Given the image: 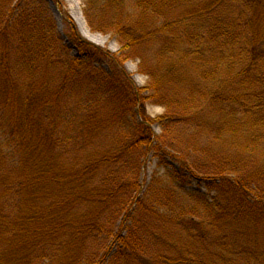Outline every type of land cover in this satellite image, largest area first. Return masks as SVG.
Returning a JSON list of instances; mask_svg holds the SVG:
<instances>
[{
  "label": "rangeland",
  "instance_id": "rangeland-1",
  "mask_svg": "<svg viewBox=\"0 0 264 264\" xmlns=\"http://www.w3.org/2000/svg\"><path fill=\"white\" fill-rule=\"evenodd\" d=\"M16 1L12 4L9 0H0V10L15 9ZM61 1L70 18L69 22L65 20L52 0H46L47 9L42 8V13L46 16L45 10L47 14L49 11L55 22L57 34L59 33L61 40L67 46V51H54L53 59L46 63V59L43 58L36 66L31 60L25 61V64L12 48L7 58L0 42V168L2 169L0 173L17 177L21 170L22 155L15 138L16 134L13 137L9 134L11 113L6 107L5 96L2 93L6 68L9 80L13 81L20 93H25L30 83L34 84L38 90L47 88L51 93L63 84V92L59 95V105L54 104L48 114L52 115L53 120L59 124V129L65 138L63 139L64 149H62L64 153L60 161L64 163V167L80 169L91 153L99 150L115 153L125 139L138 136L135 130L141 122L139 106L132 105L129 109L125 108L128 95L138 88L143 89L142 95H149V98L144 101V113L155 121L151 129L156 135L161 136L166 133V137L171 141H177L181 149H185L186 145H197L204 149L205 147L220 149L223 144L228 143L230 146L231 143L232 154L239 155L238 159L246 158L249 164L244 165L248 170L255 171L261 167L259 165L263 162L260 161H264V106L248 117V120L252 119V122L260 121L261 136L252 138L253 130L249 132L250 134L242 132L243 134L232 136L219 130L223 127L225 130L226 127H231L229 126L231 122L236 124L237 122L230 113L223 110L224 105L218 104V100L213 102L212 94L209 96L217 88L221 92L240 90L251 92L264 86V60L254 67L252 74L247 78H235L236 73L244 65V61L247 63L250 52L247 47L248 41L244 39V29L241 34H237L239 29L232 23L233 19L217 17L221 12L191 16L189 12L203 5L205 0H176L175 4L170 0H163V2L157 0L160 5L159 13L148 20L142 13V5L134 7L132 3L127 2L122 6L126 7L133 17L140 18L141 24L145 26L150 24L160 29L166 27L169 22L180 24L178 27L172 26L167 33L163 32L146 42L138 43L130 52V57L125 58L122 61L123 65H120L116 58H112V55L116 57L120 53L121 42L111 25L113 21L117 23L116 19L120 17V4L108 3V0H92V21L96 23L95 28L103 31L98 32L89 27L83 15L87 0ZM245 3L246 0L245 2L238 0L236 4L240 6L229 10L230 17L239 15L241 9H244L242 4ZM258 9L264 16V6L261 5ZM16 12L4 19L12 20ZM245 14L248 16L247 10ZM221 18L228 21L219 24L224 21ZM15 22L18 23L19 20ZM70 22L85 41L100 47L102 52L89 53L86 58L84 57L86 60L84 64L78 67L79 71L67 76L72 57L77 55L76 48L68 36ZM81 27H84L97 42L84 37ZM197 27L203 31L201 46H205L204 49H217L212 53H204L201 59L193 56L182 59L180 56L182 49L187 45L186 39L184 37L170 39L168 35L171 37L173 34L184 35ZM220 28L229 29L226 33L231 38H224L223 35H219L220 33L217 34ZM233 31L236 33L234 34ZM216 34L219 35L216 39L208 40L211 35L215 37ZM32 35L34 34L29 36V42L32 44L29 46L39 45L40 40ZM235 35L238 36L237 40ZM14 43L17 42L14 41ZM227 55L231 59H226ZM232 58L236 60L232 61ZM215 66L217 69L214 68ZM121 69L131 80L133 90L120 73ZM145 69L151 71L154 76L156 74L159 77L162 76L157 95L151 96V90L144 89L151 86L156 77L151 78L144 73ZM258 76L262 78L260 83ZM201 92L206 93L205 97H201ZM171 96L177 99L176 104L170 103L173 101ZM161 101H165L166 106L161 105ZM91 106L100 109L99 117L107 119L109 126L92 139V144H87L77 134V123ZM169 113L177 115L174 120L169 121L164 118ZM160 116L164 117L158 119ZM72 127L77 129L74 130ZM233 129L236 130V126ZM230 137L234 139L233 143H229ZM165 141L169 140L166 138ZM186 154L183 153L185 156ZM135 155L133 159L137 161L132 169L141 189L138 192L122 191L120 194L119 191V195L115 196L116 201L114 200L113 205L103 217L99 207L97 208L96 215L101 222L104 218L110 220L112 236L95 242L99 257L94 264H127L121 246L113 235L118 232L126 235L129 231L135 230L136 219L145 225V227H139L136 234L140 237V251L148 264H156V260L157 264H161L159 257L165 254L174 257L181 254L184 257L197 254L209 264H227L215 256L221 248L226 251V255L229 253V259H227L230 260L229 264H264V219L255 220L250 215V212L258 211L264 206L261 199L264 192L261 188L246 182L242 190L240 186L230 185L225 182L226 180L213 182L199 169H195L194 173L185 170L183 161L186 159L176 151L173 142L171 144L155 142L150 148L140 150ZM205 155L208 156L209 153L206 152ZM180 157L184 160L182 161ZM105 168L101 167L97 170L94 184L101 183L100 179L105 170L109 169V187L123 183L126 171L130 172L129 166L125 167V155L111 166L113 170ZM230 176L237 181L241 180V174L236 173ZM120 201L124 204H120ZM145 204L148 211L141 208ZM238 208L242 211L241 214H237ZM18 209L14 206H6L5 211L12 215L11 220H13L15 217L13 213H17ZM72 210L75 216L79 212L78 207ZM128 210L130 216L127 217ZM191 216L193 221L200 224L208 223L209 220H218L214 228L210 232L208 230V238L205 241L192 240L187 233L183 232V222L186 219L192 220ZM181 219L184 220L180 221ZM225 219L230 222L229 226L225 225ZM179 243L188 245L182 247L179 250L180 253L174 250ZM107 249L109 253L105 256ZM244 249L248 251L243 252ZM51 254L50 259L46 258L34 264H68L63 250H57Z\"/></svg>",
  "mask_w": 264,
  "mask_h": 264
},
{
  "label": "trees",
  "instance_id": "trees-1",
  "mask_svg": "<svg viewBox=\"0 0 264 264\" xmlns=\"http://www.w3.org/2000/svg\"><path fill=\"white\" fill-rule=\"evenodd\" d=\"M9 1L13 4L16 0ZM52 1L63 14L65 20L69 22L70 18L63 8L62 1ZM160 1L163 2V0ZM170 1L173 4L176 2V0ZM127 2L132 3L134 7L142 5V13L146 15L145 17L148 20L155 17L160 9L157 0H108V3H119L121 6V11L119 10L120 17L116 19L117 23L114 21L111 23L121 42L120 53L116 57L112 55V58H116L120 65H123L122 61L125 58L130 57V52L133 48L135 49L138 43L146 42L163 32L167 33L168 30L172 29V26L176 25L178 27V24H180L179 22H173V24L169 22L166 27L160 29L150 24L145 26L141 24L142 20L140 18H136L137 16L133 17L129 10L122 6ZM236 3H238V0H205L203 5H199L189 13L194 16L202 13L209 15L213 12L215 14L221 12L217 17L223 16L233 19L232 23L239 29L237 34H241L244 29V39L248 41V44H246L249 48L250 56L247 63L244 61V65L240 70L237 73L235 72V78L245 79L252 74L254 67L264 60V16L258 9L259 6H264V0H246V3L242 4L244 9H241L239 15L230 17L229 10L240 6ZM46 4V0H17L15 9L0 10V42L4 47L7 58L12 48L17 57L20 60L23 59L24 63L31 60L33 65L38 66V63L43 58L46 59V63L53 59L54 51H67V46L61 40L59 33L57 34L55 22L49 11L47 14V10H45L46 16L42 13V8L47 9ZM91 4L92 0H87L83 15L93 31L103 32L102 29L95 28L96 23L91 18V7H93ZM246 10L248 11V16L245 14ZM15 12L16 15H14L12 20L4 19ZM243 16L244 18L242 19ZM15 20H19V22L17 23ZM225 21L228 20L219 22V24ZM69 24L71 26L68 36L76 48L77 55L72 57L70 66L67 69V76L79 71L78 67L84 64L86 61L84 57L86 58L89 53L97 54L102 52L100 47L85 41L71 22ZM102 25L106 27L103 23ZM194 29L187 31L184 35L171 34L172 37L168 35L170 39L173 37L176 39L184 37L186 39L187 45L182 49L180 56L182 59H186L189 56L201 59L204 53H212L217 49H204L203 47L205 46H201L203 45V31H200L198 27ZM228 30L227 28H220L217 34L220 33L219 35H223L224 38H231L226 33ZM31 34H34L32 36L40 40L41 43L39 45L29 46L31 44L29 42ZM217 34L215 37L211 35L208 40L216 39L219 36ZM235 37V40H237L238 36L235 35ZM14 41L17 43H14ZM141 58L143 59V57ZM228 58L231 59L227 55L226 59ZM235 60V58H232V61ZM214 68L217 69L216 66ZM145 70L144 73L151 78L156 77L152 85L144 89L147 90L149 88L151 96L157 95L161 86L162 76L159 77L158 74L154 76L151 71ZM120 73L126 82L128 81L130 89L133 90L134 86L125 75V72L121 69ZM8 77V69L6 68L4 73V92L2 93L5 96L6 107L9 108L11 113L9 134L12 135L11 137L16 134L15 138L19 143L22 155L20 158L21 170L17 177H12L3 172L0 173V264H34V262L46 258L50 259L51 253L57 250H63V254L67 256L68 264H94L99 257L95 242L104 240L103 238L109 239L112 236L110 220H105L104 218V221L101 222L96 215V210L99 207V212L103 217L109 207L113 205L116 195H119L122 191H125V193L127 191L138 192L141 189L132 169V166L137 161L133 157L140 150L150 148L155 142L163 144H171L173 142L176 151L186 159L184 160L180 157L182 161L184 160V169L191 173H194L195 169H199L204 176L213 182L226 180L225 182L230 185L240 186L242 190L245 188L244 183L249 182L250 185L255 184L264 192V161H260L263 163L255 171L248 170L244 165L249 164L246 162V158L238 159L239 155L232 154L233 147L230 142H234L233 138L230 137V146L226 143L220 149L210 147H205L204 149V147L199 148L197 145H186L185 149H181L177 141H171V139L166 137V133L161 136L156 135L151 129V125L155 121L144 113V101L149 98V95H142L143 89L139 88L128 95L125 105V108L128 109L132 105L135 107L139 106L141 122L137 130H135L138 136L125 139V142L120 143L118 151L115 153L108 150H99L91 153L86 159L87 162L80 169L64 167V163H60V161L62 153H64L62 149H64L63 139L65 138L62 136L59 124L53 120L52 115L48 114L50 108L54 104L57 105L59 103V95L64 88L63 84L51 93L47 88L38 90L34 84L30 83L25 93H20L17 91L13 81L9 80ZM257 79L260 83L262 78L258 76ZM205 94V92H201L200 95L203 98ZM211 94L213 102L218 100V104L224 105L223 110L226 113H230V116L237 122V124L231 122L229 125L231 127H226L225 130L223 127L219 132L229 133L234 136L239 133L243 134L242 132L251 133L253 130L252 138L261 136L260 121L256 122V120H253L252 122V119L248 120V117L251 113L258 112L264 106V86L251 92H242L241 90L221 92L217 88L209 96ZM171 99L173 101L169 102L176 104L177 99L173 96H171ZM161 105L166 106V102L161 101ZM99 111L100 109H96L95 106L89 107L82 116L81 121L77 123V134L87 144H92V139L109 126L107 119L99 117ZM176 116V114L169 113V115L160 116L158 119L164 117L172 121ZM234 126H236V130L233 129ZM73 129L76 130L77 127ZM165 137L169 140L168 142L165 141ZM206 152L209 153L208 156L205 155ZM183 153H187L186 156ZM123 155H125V167L129 166L130 171H126L123 183L109 187V169L105 170L101 177L102 179H100V184L93 183L95 173L99 168H111V166L122 159ZM1 171L2 169L0 168ZM236 173L241 174V180L232 179L230 175ZM261 199L264 203V196ZM121 203L124 204L120 201ZM6 206L19 208L17 213H13V216H15L13 220H11L12 215L6 213ZM75 207L79 208L76 216L73 215L72 210ZM141 208L144 211H148L146 204L145 206L142 205ZM236 210L237 214H241L242 211L239 208ZM126 214L127 217L130 216L129 210ZM250 215L255 220L264 219V206L258 211L250 212ZM192 217V220L186 219L183 222V232L187 233L192 240L205 241L208 238V230L210 232L218 220H209L207 221L208 223L200 224L193 221ZM226 219L225 225L229 226L230 222ZM183 220L181 219L180 221ZM135 223H137L135 224V230L131 229L134 233L129 231L124 235L118 232L113 237L121 246L125 263L148 264L145 256L140 251V237L136 234V230L141 226L145 227V225L138 219L135 220ZM185 244L179 243L174 250L180 253L179 250L182 247L188 246ZM51 248L52 250H50ZM246 251L248 250H243V252ZM225 252L221 248L215 256L229 264L230 260H227L229 259V253L226 255ZM108 253L109 250L107 249L105 256ZM157 262L156 260V264ZM159 262L161 264H209L197 254H191L188 257H184L183 254L177 257L165 254L159 257Z\"/></svg>",
  "mask_w": 264,
  "mask_h": 264
},
{
  "label": "bare ground",
  "instance_id": "bare-ground-1",
  "mask_svg": "<svg viewBox=\"0 0 264 264\" xmlns=\"http://www.w3.org/2000/svg\"><path fill=\"white\" fill-rule=\"evenodd\" d=\"M80 30H81V33H82V35H83L84 37H86L87 39H90L91 41H94L95 43L97 42L96 40H94V38L92 37V35H91L90 33H88V32L84 29V27H81Z\"/></svg>",
  "mask_w": 264,
  "mask_h": 264
}]
</instances>
